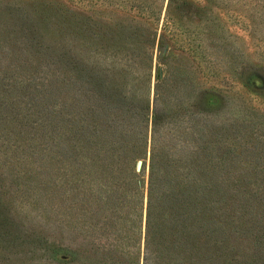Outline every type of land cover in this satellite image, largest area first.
Listing matches in <instances>:
<instances>
[{
	"label": "rangeland",
	"instance_id": "374dc122",
	"mask_svg": "<svg viewBox=\"0 0 264 264\" xmlns=\"http://www.w3.org/2000/svg\"><path fill=\"white\" fill-rule=\"evenodd\" d=\"M135 165L141 247L63 228ZM0 264H264V0H0Z\"/></svg>",
	"mask_w": 264,
	"mask_h": 264
},
{
	"label": "trees",
	"instance_id": "16d2710c",
	"mask_svg": "<svg viewBox=\"0 0 264 264\" xmlns=\"http://www.w3.org/2000/svg\"><path fill=\"white\" fill-rule=\"evenodd\" d=\"M7 80L8 78L5 77ZM10 81V80H9ZM13 108L11 109V111ZM13 124V123H10ZM21 125V124H20ZM100 156V155H98ZM140 156V154L135 155ZM112 156H107L106 159L103 161H108ZM128 154L125 156H120V158L117 159V164L120 162L121 164H126V161L129 160ZM116 162V161H115ZM120 166V165H119ZM122 166V165H121ZM154 166H152V169ZM126 169V167H125ZM125 169H122V173L117 172V174L114 172V169L112 170L113 174L117 177V181H123L124 186L122 188L123 195L122 197L120 196V200H114V196H108L106 200V207H101V209L95 210L93 204L89 200L82 199V200H77L76 205L71 206L73 207L72 212L71 210H67L68 205L67 201H61L60 206L57 208L60 212H64L62 214V222H63V228H69V225L72 226L71 222L75 220V223L77 222H82V226L80 227V230L86 229L85 227H88L90 229L93 228H102V229H108L109 227H120V238L122 240H126L125 243L128 244L129 246H135V244H139L140 247L142 246V229H143V212H144V204H145V191H144V179H139V177L143 176L141 175L142 173H137L136 171V165L133 166L131 169V174L127 173ZM139 179L140 180V188L139 190L137 189H132V182L134 179ZM161 186H166L165 183H160L155 181L154 178V172L153 170L150 173L149 177V202H148V218H147V229L149 230V225H150V218H151V209L154 207L153 203V196L157 191V188ZM180 191V190H178ZM135 196H134V195ZM137 195V196H136ZM174 199L173 196H171V200ZM118 203H117V202ZM119 205L121 211L116 210V206ZM79 208V209H78ZM105 209V210H104ZM173 214H177L178 212V205L176 202L172 204V207L170 208ZM79 211V213H78ZM136 212L139 214L138 217H135L133 215V212ZM77 212V214H76ZM76 214L75 218H72L74 214ZM65 215V217H64ZM138 228V234H139V239L134 237V234L136 231H134L135 228ZM149 231L147 232L146 239H145V255H147L148 247H149ZM172 250V249H171ZM168 249L167 251H171ZM159 251V250H158ZM162 252H160L161 254ZM123 256L124 253H121ZM140 260V257H139ZM130 262V260H128ZM134 261V260H133ZM147 261V260H146ZM132 262V260H131Z\"/></svg>",
	"mask_w": 264,
	"mask_h": 264
}]
</instances>
